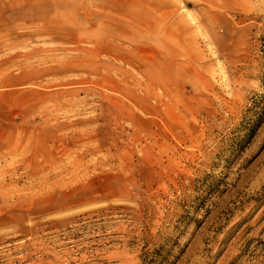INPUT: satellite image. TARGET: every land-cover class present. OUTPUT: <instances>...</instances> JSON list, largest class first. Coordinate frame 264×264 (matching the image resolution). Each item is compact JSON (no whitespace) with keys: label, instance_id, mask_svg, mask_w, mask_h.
Instances as JSON below:
<instances>
[{"label":"rangeland","instance_id":"1","mask_svg":"<svg viewBox=\"0 0 264 264\" xmlns=\"http://www.w3.org/2000/svg\"><path fill=\"white\" fill-rule=\"evenodd\" d=\"M98 1L0 0V264H264V0Z\"/></svg>","mask_w":264,"mask_h":264},{"label":"bare ground","instance_id":"2","mask_svg":"<svg viewBox=\"0 0 264 264\" xmlns=\"http://www.w3.org/2000/svg\"><path fill=\"white\" fill-rule=\"evenodd\" d=\"M122 2V5L117 4L113 0H99L98 3L96 4V7L100 11L99 18L100 20H103L110 25L111 27H114V32L111 33L113 34L112 37H114L115 34L118 33H125L127 30V27H133L136 30L140 31H145L147 32V25L148 23V18H149V13H147V10L145 13L142 14H137L134 12V8L137 6V1L138 0H119ZM145 1V0H141ZM139 2L138 4H140ZM152 7L156 10H161L163 7H165L164 3H160V1H157V3H153ZM37 17L41 18L42 16L36 15ZM85 20L87 22L93 21L90 13H87L84 16ZM128 35V34H127ZM116 37V36H115ZM117 40V38H115ZM125 44H127V50L118 53L117 51H114V54L111 55L114 59H117L121 64H126V65H134L136 60L140 59V56L138 53L141 52V49L139 45H137L136 41L131 38L123 39L122 40ZM140 42V41H139ZM95 45H99L98 41L94 42ZM112 47L114 50H117L118 47L117 45L112 44ZM139 67L142 66L141 63L137 64ZM123 75H127L128 72H122ZM112 85L116 86L114 82H110ZM34 174V173H33Z\"/></svg>","mask_w":264,"mask_h":264}]
</instances>
